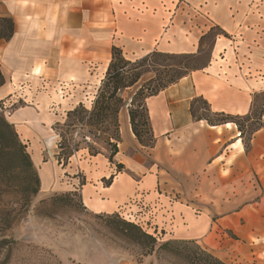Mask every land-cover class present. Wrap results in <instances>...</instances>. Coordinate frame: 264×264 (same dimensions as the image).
<instances>
[{"label":"crops","instance_id":"obj_1","mask_svg":"<svg viewBox=\"0 0 264 264\" xmlns=\"http://www.w3.org/2000/svg\"><path fill=\"white\" fill-rule=\"evenodd\" d=\"M174 1L0 0V19L14 22L13 36L0 41V100L13 95L29 102L7 115L30 140L43 192L72 189L80 172L89 211L114 214L122 208L169 229L175 239L194 241L225 264H264V116L262 127L247 138L234 123L213 126L192 114L193 101L204 98L214 113L249 115L255 95L264 92L263 55L232 57L231 41L219 39L206 69L147 99L156 138L151 148L139 144L124 111L115 157L125 167L121 172L104 155L90 157L87 151L67 169L55 158L44 161L46 146L39 141L59 121L49 110L70 111L83 103L107 71L113 46L135 58L196 51L207 28L178 18L184 10L174 12ZM229 11L220 3L211 16L233 35L241 32L243 13L255 15L254 7ZM233 43L243 49L238 40ZM63 173L72 176L69 182ZM132 199L136 205H127Z\"/></svg>","mask_w":264,"mask_h":264},{"label":"rangeland","instance_id":"obj_2","mask_svg":"<svg viewBox=\"0 0 264 264\" xmlns=\"http://www.w3.org/2000/svg\"><path fill=\"white\" fill-rule=\"evenodd\" d=\"M220 3L229 14V9L249 10L250 7H254L255 15L248 18V14L244 15L243 13V17L240 18L243 27L239 29L241 32L235 35L227 33L221 23L216 20V17L211 16L212 10L216 9ZM170 7L174 12L180 11V14L182 13L181 10H184V13L178 18L203 23L207 28L205 34L209 33L202 40V47L199 42V47L194 53H191L194 55L190 59L188 58V60L193 61V65L199 67L210 65L219 39L231 41L229 44L231 45L232 57L238 55L249 56V59L251 56L260 58L263 55L264 57V27H262L264 24V0H253L252 2L244 0L224 2L178 0L172 2ZM176 13H174V19ZM228 19L232 20V17ZM246 25L252 29H247ZM212 28L215 31L210 33ZM221 30H224L228 37L221 36L215 42L216 34ZM236 40L241 43L243 49H240V45L239 49L235 48L233 42ZM248 40L253 45L252 47L249 46V43L248 46L246 45ZM221 55H223L222 52ZM125 57L133 61L142 58L129 55H125ZM172 63L174 62L171 59H166L165 62L160 59L156 63L155 69L159 70V73L165 72L167 69H164L163 66ZM106 72L101 79L98 78L99 83L91 91L92 94L86 100L84 98L83 103H80L88 111L92 110ZM152 77H155L152 73L145 74L134 88L124 91L125 100L129 102L131 95ZM162 78L166 81L170 76L162 75ZM158 83L159 80L156 79L153 84L156 86ZM255 102L256 106L252 115L255 121L246 123L244 119L241 120V125L247 132H251L255 128L261 113L264 111V92L257 96ZM28 105L29 102L25 99L15 98L11 95L0 100V114L12 124L21 142L27 145V152L32 158L30 140L23 137L21 129L16 127L7 115V112L14 113ZM207 109L208 106L203 100H197L195 110L199 116H209L214 121L221 119L212 115ZM49 111L52 115H57L59 121L51 126V136L47 140L39 141L41 144L44 142L46 146V149H43L44 161L55 158L62 169H67L74 156L81 151H87L90 157L104 155L110 164L115 166L117 172L123 171L124 165L119 164L117 160L115 161L118 153L113 161H110L111 148L106 143L107 137L103 133L104 126L100 125L99 130H96L94 127L79 124L74 129L57 130V123L64 124L69 111ZM124 111H128V108L125 107L120 112V132ZM87 118L88 116L85 120ZM61 134L64 136L63 139ZM144 139L147 144H150V137L147 134ZM60 143L64 145V149L60 148ZM120 143L118 144V152ZM139 144L143 146L140 142ZM70 151L73 154L68 158ZM95 152L97 155H92ZM59 153L62 154L60 160L58 159ZM5 162L11 172L7 181L6 189L8 191L0 200V264H213L210 254L194 241L175 239L169 229L168 231L161 230L151 221L141 220L133 213L129 215L125 212L127 210L123 211L121 208L114 214H95L89 211L82 195V187L85 185L86 179L80 172L74 174L73 178L78 179V184L72 189L43 192L41 190V178L34 165L40 179V186L38 193L32 195V188H35L32 177L23 169H17L20 164L17 158L12 155L7 157ZM63 163L67 164L63 165ZM118 165H122L124 168L119 169ZM71 177L68 173L62 174L63 182H69ZM112 179L113 176L108 180L104 179V185H109ZM127 205L134 206L136 202L132 199ZM128 224L137 225L142 232L152 236L155 242L149 238H141L136 229Z\"/></svg>","mask_w":264,"mask_h":264},{"label":"trees","instance_id":"obj_3","mask_svg":"<svg viewBox=\"0 0 264 264\" xmlns=\"http://www.w3.org/2000/svg\"><path fill=\"white\" fill-rule=\"evenodd\" d=\"M0 41L9 40L14 34V22L9 18L0 19ZM8 30V31H6ZM215 29L212 28L210 33L214 32ZM209 34V33H208ZM205 34L200 39V46L202 47V40L208 35ZM221 36L228 37V34L221 30V32L216 34L215 42ZM112 59L108 66L105 78L102 81L101 87L96 95L93 107L91 111H88L84 108L82 104L70 110L67 113V120L64 124L57 123V130H63L64 128L70 130L76 128L79 124L87 125L94 127L96 130H99L100 125L104 126L103 133L106 135V143L111 148L110 161H113V158L118 153V144L121 141V132H120V122L119 115L123 108H128L129 119L133 134L137 140L146 147H153L155 144L154 134L150 125V116L149 109L147 106V99L157 96L161 91L165 90L169 86L176 84L182 78L190 75L192 72L200 71L206 69L208 65L204 66H195L193 65L192 57L194 54H181V55H172L165 54L161 52L154 51L142 58L136 60L127 59L123 53V50L120 47H112ZM164 58V59H163ZM171 59L174 63L169 65H164V69L167 71L159 73V70L155 69L156 63L161 61L165 62L166 59ZM171 69V70H169ZM152 73V77L148 81L144 82L130 97L129 102L123 97L124 91L134 88L144 77L145 74ZM165 74V75H164ZM163 76L169 75L168 80H164ZM158 79V85L154 86V81ZM5 84V78L0 69V87ZM260 94L255 95L254 106L251 113L247 116H233L225 113H214L211 111L208 102L204 98H197L192 103V114L198 120H206L210 125H222L226 123H234L237 125L242 136H250L258 131L262 127V118L264 116V111L261 113L257 124L251 132L245 131L241 125V120H245L246 123L254 122L255 119L252 117L253 112L256 106V98ZM203 100L208 106V111L221 119L218 121L211 120V118L199 116L195 110V104L197 100ZM85 113V114H84ZM88 116L87 120H85ZM148 135L150 137V144L145 142L144 136ZM63 139V135H60ZM60 148L64 149V145L60 143ZM73 152L68 153V158L72 156ZM15 156L20 163L17 166V169H23L31 177L34 183L32 188V195L37 194L40 186V179L35 171V167L32 161L30 154L27 152V145L21 142L17 132L13 128L12 124L0 114V200L8 191L6 188L8 186V176L11 172L5 160L7 157ZM61 153L58 155V159H61ZM92 155H97L95 154ZM67 163H63L66 165ZM119 169L124 168L122 165H118ZM110 183V182H109ZM108 183V184H109ZM131 225L136 229L141 238H149L153 242L155 239L152 236L142 232L141 229L134 224ZM210 259L213 261V264H225L219 259L215 258L210 254Z\"/></svg>","mask_w":264,"mask_h":264}]
</instances>
